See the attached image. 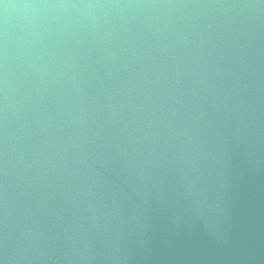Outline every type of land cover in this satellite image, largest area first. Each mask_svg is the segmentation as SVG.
I'll use <instances>...</instances> for the list:
<instances>
[{"label": "water", "instance_id": "water-1", "mask_svg": "<svg viewBox=\"0 0 264 264\" xmlns=\"http://www.w3.org/2000/svg\"><path fill=\"white\" fill-rule=\"evenodd\" d=\"M0 260L264 264V0H0Z\"/></svg>", "mask_w": 264, "mask_h": 264}, {"label": "clouds", "instance_id": "clouds-1", "mask_svg": "<svg viewBox=\"0 0 264 264\" xmlns=\"http://www.w3.org/2000/svg\"><path fill=\"white\" fill-rule=\"evenodd\" d=\"M36 7H39L38 5H34V4H22V5H8V4H5L4 5V9H5V23L7 21V16H8V13H9V10L12 9V10H15V9H31V8H36ZM66 7V5L64 6ZM0 264H4V261L3 260H0Z\"/></svg>", "mask_w": 264, "mask_h": 264}]
</instances>
